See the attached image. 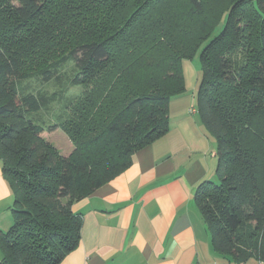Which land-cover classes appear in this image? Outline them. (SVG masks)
<instances>
[{
	"label": "trees",
	"instance_id": "obj_1",
	"mask_svg": "<svg viewBox=\"0 0 264 264\" xmlns=\"http://www.w3.org/2000/svg\"><path fill=\"white\" fill-rule=\"evenodd\" d=\"M197 53L217 181L200 182L194 204L217 253L264 263V0H0V160L13 193L0 264H60L77 248L73 203L169 131L183 61ZM67 61L81 94L59 123H34L27 113L54 96L19 81L61 82ZM56 129L72 143L66 156L42 137Z\"/></svg>",
	"mask_w": 264,
	"mask_h": 264
},
{
	"label": "crops",
	"instance_id": "obj_2",
	"mask_svg": "<svg viewBox=\"0 0 264 264\" xmlns=\"http://www.w3.org/2000/svg\"><path fill=\"white\" fill-rule=\"evenodd\" d=\"M185 85L184 93L170 99L169 131L136 151L123 172L73 203L82 221L80 242L60 264H264L254 257L238 263L210 243L193 194L215 175L216 143L196 118L194 94L191 104L184 96L186 79ZM12 204L0 160L2 231L12 225Z\"/></svg>",
	"mask_w": 264,
	"mask_h": 264
},
{
	"label": "rangeland",
	"instance_id": "obj_3",
	"mask_svg": "<svg viewBox=\"0 0 264 264\" xmlns=\"http://www.w3.org/2000/svg\"><path fill=\"white\" fill-rule=\"evenodd\" d=\"M223 24L224 22L222 21L218 26H216L212 36L219 33ZM198 54L199 53L191 59L183 61L184 76L188 85V93H185L184 96H186L188 103L191 104V100L193 99L192 96L194 94L193 105L196 104L195 89L198 87L201 78ZM72 71H74V63L72 61H67L59 69V74L62 78L61 82H57L53 79L44 81L41 79V76L36 75L19 81V86L27 87L28 91H32L34 93L41 92L48 96H54V99L50 102V104L42 106L38 111L28 112L26 115L28 119L34 123L44 126L59 123L64 119V115L67 113L65 106L68 105V102L72 98L80 95L82 92L81 86L71 85L68 82L69 75ZM192 84H194V87L190 88V85ZM196 118L200 120L198 115ZM42 137L51 143L63 156L68 155L73 149L71 141L61 129H56L52 132L44 131ZM215 162L217 163V158L215 159ZM212 179L215 182L217 181L215 175Z\"/></svg>",
	"mask_w": 264,
	"mask_h": 264
},
{
	"label": "built area",
	"instance_id": "obj_4",
	"mask_svg": "<svg viewBox=\"0 0 264 264\" xmlns=\"http://www.w3.org/2000/svg\"><path fill=\"white\" fill-rule=\"evenodd\" d=\"M192 112H194V110H191ZM191 264H193V263H191Z\"/></svg>",
	"mask_w": 264,
	"mask_h": 264
}]
</instances>
